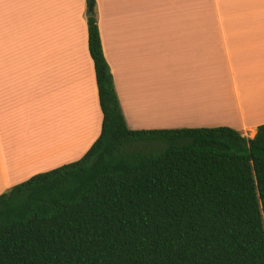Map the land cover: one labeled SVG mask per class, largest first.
Instances as JSON below:
<instances>
[{
    "label": "crops",
    "instance_id": "1",
    "mask_svg": "<svg viewBox=\"0 0 264 264\" xmlns=\"http://www.w3.org/2000/svg\"><path fill=\"white\" fill-rule=\"evenodd\" d=\"M96 2L130 130L229 127L256 136L264 125V0ZM88 12L86 0H0V195L79 161L101 135ZM219 100L238 110L227 103L228 112L212 111ZM40 150L63 158L43 165Z\"/></svg>",
    "mask_w": 264,
    "mask_h": 264
},
{
    "label": "trees",
    "instance_id": "2",
    "mask_svg": "<svg viewBox=\"0 0 264 264\" xmlns=\"http://www.w3.org/2000/svg\"><path fill=\"white\" fill-rule=\"evenodd\" d=\"M86 2L101 135L0 195V264H264V125L130 130Z\"/></svg>",
    "mask_w": 264,
    "mask_h": 264
},
{
    "label": "rangeland",
    "instance_id": "3",
    "mask_svg": "<svg viewBox=\"0 0 264 264\" xmlns=\"http://www.w3.org/2000/svg\"><path fill=\"white\" fill-rule=\"evenodd\" d=\"M88 14H89V12H88ZM223 100H219L218 101V103L219 102H222ZM165 102H166V105H172L171 104V97H170V93H167V92H165V95H164V105H165ZM213 113H216V114H221V112L219 113V112H213ZM220 119V118H219ZM216 120H218V118H216ZM215 128H217V127H215ZM39 129L40 128H38V131H39ZM245 137V136H244ZM255 138V137H254ZM42 138H41V135H37V140H41ZM36 140V141H37ZM39 148V146L37 145L36 146V149H38ZM50 151H52V149L50 150ZM40 155L42 156V157H40V158H38V159H42V160H44L45 162L43 163V165H48V164H50V165H52L54 162H57V161H59V160H61L62 158H63V156H61L60 158H54L51 154H48V152L47 153H41V150H40ZM39 157V156H38ZM10 190V189H9ZM9 190H5L4 191V193L5 192H7V191H9ZM2 195V194H1Z\"/></svg>",
    "mask_w": 264,
    "mask_h": 264
},
{
    "label": "bare ground",
    "instance_id": "4",
    "mask_svg": "<svg viewBox=\"0 0 264 264\" xmlns=\"http://www.w3.org/2000/svg\"><path fill=\"white\" fill-rule=\"evenodd\" d=\"M227 101H228V100H227ZM224 103H225V104H224ZM227 103H229V102H227ZM227 103H226V101L224 100V101H222V102H219V103H218L219 105H215V106H214V104H213V109H212V111H215V110H216V111H219L220 109H221V111H222V110L224 109V110H223L224 112H228V111H225V109L227 110V108H229V107H231V106H233V107H231V110L233 109V112H235V111L238 110V109H237V108H238L237 103L234 102L233 105H232V102H230V103H231V106H229V107H228V105H229L230 103H229V104H227ZM235 104H236V106H237L236 109L234 108ZM216 106H217V107H216ZM219 106H220V107H219ZM226 107H227V108H226ZM215 108H219V110H218V109H215ZM214 109H215V110H214ZM234 109H235V111H234ZM231 110H230V111H231Z\"/></svg>",
    "mask_w": 264,
    "mask_h": 264
},
{
    "label": "water",
    "instance_id": "5",
    "mask_svg": "<svg viewBox=\"0 0 264 264\" xmlns=\"http://www.w3.org/2000/svg\"><path fill=\"white\" fill-rule=\"evenodd\" d=\"M95 14V11H94V9L93 8H90V10H89V16H93Z\"/></svg>",
    "mask_w": 264,
    "mask_h": 264
}]
</instances>
